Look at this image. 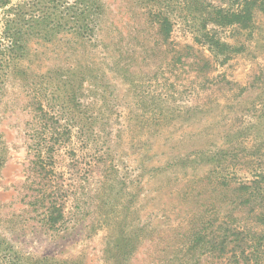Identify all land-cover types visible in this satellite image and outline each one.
Returning <instances> with one entry per match:
<instances>
[{"label":"rangeland","instance_id":"1","mask_svg":"<svg viewBox=\"0 0 264 264\" xmlns=\"http://www.w3.org/2000/svg\"><path fill=\"white\" fill-rule=\"evenodd\" d=\"M1 1L0 52L15 9L34 0ZM101 3L85 42L67 28L27 35L14 61L0 60V264H247L241 249L184 235L214 201L212 153L235 151L239 180L264 170V0ZM247 6L249 29L208 15ZM164 9L167 41L150 20ZM35 24L24 29L45 27ZM234 214L248 235L264 229ZM251 256L264 264V243Z\"/></svg>","mask_w":264,"mask_h":264},{"label":"trees","instance_id":"2","mask_svg":"<svg viewBox=\"0 0 264 264\" xmlns=\"http://www.w3.org/2000/svg\"><path fill=\"white\" fill-rule=\"evenodd\" d=\"M1 2L7 3L9 0H2ZM62 6L64 8H61ZM27 10L15 9L17 14H14L19 17L16 16L15 19H12V22L11 20L8 22V25L15 23L12 27L13 32L11 31L9 35L15 36L9 40L6 48L0 52L4 55L0 56V60H8L9 64L16 59L14 50L23 48L20 39L25 40L24 36L27 35L51 41L59 35L61 28H67L70 30L69 32L79 36L81 42H85L82 39L88 40V36L94 32L96 25H98L102 3L101 0H34ZM201 10L203 9L201 8ZM211 13L216 18L215 21L218 26L239 24L241 28L249 29L253 28L254 25L255 10L253 6L243 7L237 11L216 7L212 12L209 11L208 15H211ZM151 17L150 20L157 25V34L164 41H167L170 38L173 26L168 10L164 9L151 13ZM30 21L36 22L33 28L39 25H45V27L35 32H28V29H24V27ZM209 41L214 45H219L221 49L225 46V44L215 40L214 37H211ZM201 61L203 62L202 59ZM199 66L207 68L209 64L206 62L203 65L199 64ZM212 154L208 160H215V164L204 179L206 182L204 188L211 190L214 201L208 205L204 202L200 203V206H205V208L192 215L193 226L188 228L184 236L192 238L193 242L191 243L195 247L206 242L212 245L213 249L225 250L227 246H231L232 251L241 249V259L249 264L248 260L253 259L251 255L259 254L260 247L264 243V229L253 230V235H248L251 226L242 217H236L234 213L236 211H246L252 215L256 223H259L258 225H264V170L252 169L254 179L239 180L230 171L232 168L230 166L237 165L238 162V154H235V151H232L231 148H223ZM201 192L198 194L201 195ZM227 206H229L230 211L223 214L222 209L227 208ZM207 212L214 215L218 214V216L215 217L212 214V216L206 217ZM230 218L235 219L230 221ZM250 247H254L258 252L253 254L248 252L247 249ZM233 256L236 258L235 254ZM234 262L239 264L238 259Z\"/></svg>","mask_w":264,"mask_h":264}]
</instances>
